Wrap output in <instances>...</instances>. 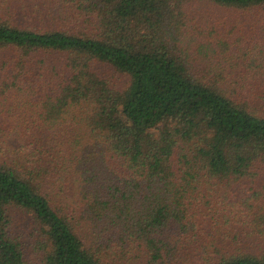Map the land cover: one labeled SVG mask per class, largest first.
I'll list each match as a JSON object with an SVG mask.
<instances>
[{
	"label": "trees",
	"instance_id": "1",
	"mask_svg": "<svg viewBox=\"0 0 264 264\" xmlns=\"http://www.w3.org/2000/svg\"><path fill=\"white\" fill-rule=\"evenodd\" d=\"M248 14L0 0V264H264V52L218 34Z\"/></svg>",
	"mask_w": 264,
	"mask_h": 264
},
{
	"label": "rangeland",
	"instance_id": "2",
	"mask_svg": "<svg viewBox=\"0 0 264 264\" xmlns=\"http://www.w3.org/2000/svg\"><path fill=\"white\" fill-rule=\"evenodd\" d=\"M223 17H231L229 14H219ZM241 16L232 19H223L224 26L219 30L218 34H227L226 37H222L225 42L229 43V46L233 51L228 50V53L248 54L249 57L254 58L262 51L264 52V26L255 21L253 16ZM255 18V15H254ZM212 40L216 39V34L212 37ZM221 40V39H218ZM237 46V48H236ZM239 51H237V50ZM245 63H251V60L244 61ZM10 214L14 221L20 224L24 223L23 218L16 210L11 209ZM31 261L28 264H37V255L31 254Z\"/></svg>",
	"mask_w": 264,
	"mask_h": 264
}]
</instances>
